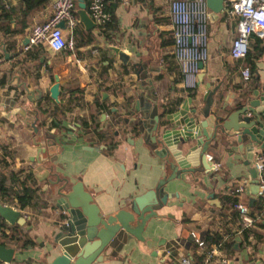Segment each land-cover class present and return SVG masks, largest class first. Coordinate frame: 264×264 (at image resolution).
<instances>
[{"label": "crops", "instance_id": "0c3cea01", "mask_svg": "<svg viewBox=\"0 0 264 264\" xmlns=\"http://www.w3.org/2000/svg\"><path fill=\"white\" fill-rule=\"evenodd\" d=\"M168 3L104 0L108 19L112 18L108 30L101 33L96 25L84 29L78 21L72 30V48L52 51L45 44L26 50L21 44L30 27L50 15V0L29 10L23 0H0V116L4 117L0 118V180L7 193L19 189L22 182L33 189L30 202L21 208L12 197L0 194L1 204L25 215L23 225L12 224L16 231L33 240L19 247L5 239L4 246L13 251L10 261L0 264L44 261L58 213L53 204L55 184L50 183L56 177L66 178L68 184L79 180L103 216L127 209L134 196L153 189L168 173L149 145L147 114L154 107L159 112L187 98L189 106L199 107L204 93L211 91L209 111L218 113L220 108L231 109L252 90H264V30L260 36L249 34L245 57L233 58L229 47L236 17L208 8L207 58L198 69L195 86L185 88L171 53ZM62 33L68 36L64 28ZM110 45L119 47L128 60L122 63ZM132 62L141 67L138 78ZM243 66L249 69L246 80L240 77ZM54 75L57 101L48 95ZM11 99L7 113L4 108H9ZM135 99L145 115L138 131L121 120L135 116L124 114ZM113 115H119V123H112ZM35 141L40 147L53 145L37 153ZM254 151L260 150L253 146L244 157L236 147L205 151V156L219 162L217 170L204 171L197 181L186 173L184 180L165 183L166 204L156 210L157 219L146 221L143 238L127 237L115 255L94 264H178L181 255L194 264H264V206L252 215L254 222L244 226L229 203L235 194L248 207L249 198L255 201L259 195L248 190ZM239 184L244 188L234 193ZM0 224L5 232L12 226L1 218ZM245 227L250 228L242 235ZM191 232L202 240L201 246L188 239ZM214 246L213 255L204 261V251Z\"/></svg>", "mask_w": 264, "mask_h": 264}, {"label": "water", "instance_id": "95a60500", "mask_svg": "<svg viewBox=\"0 0 264 264\" xmlns=\"http://www.w3.org/2000/svg\"><path fill=\"white\" fill-rule=\"evenodd\" d=\"M205 4L212 12L222 9V0H205ZM76 7L75 14L84 29L94 27L95 23L85 10L84 0H76ZM59 26L63 27V23L60 22ZM26 42L27 37H24L21 44ZM108 47L122 63L128 60L129 56L119 47ZM130 66L138 78L141 68L139 63L132 62ZM200 66L201 63H198V67ZM58 93V80L54 75L53 83L48 87V95L57 101ZM39 95L40 93L37 97ZM211 95V91H206L202 96L203 104L199 107L195 103L189 106L190 99L187 98L176 107H162L159 112L154 107L147 114L149 145L153 154L162 160L163 168L168 173L157 180L152 190L134 196L128 202L127 209H118L113 214L103 216L79 180L68 184L66 178L56 177L50 181L55 184L53 204L58 213L52 223L54 229L51 244L40 264H94L115 255L127 237L141 240V231L146 221L150 218L157 219L156 210L166 204L168 193L163 189L164 184L173 178L184 180L186 173L197 181L204 171L210 169L205 151L211 148L219 150L222 147H236L244 157L245 152L254 146L264 152V90H252L250 94L239 97L231 109L220 108L218 113L209 111ZM26 98L30 97L27 95ZM13 102L11 99L9 108H4L5 112L10 110ZM111 110L115 111L114 108ZM12 113L16 114V111ZM124 114L135 115L130 121L127 118L121 120L127 127L138 131L145 117L138 99L128 104ZM117 116L119 115L112 116L113 124L119 123ZM0 118L4 119L3 116ZM33 130L36 127L33 126ZM53 141L58 142L57 139ZM34 143L37 153L45 152L53 145L49 143L40 147L38 141ZM212 160L217 161L213 157ZM249 173L251 179L248 190L251 195H256L258 186L253 166L249 168ZM251 202L252 198H249V205ZM0 218L11 225L21 226L25 221L19 210L1 203ZM188 239L193 240L194 236L189 234ZM12 251L11 247L0 244V261L9 262ZM262 252L264 253V247ZM51 254L52 257L47 260L46 257Z\"/></svg>", "mask_w": 264, "mask_h": 264}, {"label": "built area", "instance_id": "2783aa9c", "mask_svg": "<svg viewBox=\"0 0 264 264\" xmlns=\"http://www.w3.org/2000/svg\"><path fill=\"white\" fill-rule=\"evenodd\" d=\"M50 15L34 23L27 34V42L23 49L45 44L52 51L71 49L72 30L78 22L75 14L76 0H50ZM122 1V0H119ZM87 14L96 26L108 20L104 10V0H84ZM222 10L228 16H235V35L229 47V55L240 59L245 57L248 50V36L251 32L261 35L264 30V0H222ZM207 15L208 9L205 0H169L168 17L171 31V53L177 64L181 82L185 88L195 86L198 63L207 58ZM63 23V27L59 23ZM62 28L68 31L64 36ZM240 77L248 79L249 69L243 66L240 69ZM210 169L216 171L219 162L213 161L211 155H206ZM252 166L256 171L258 194L264 197V154L254 151L252 154ZM244 185H237L233 191L238 193ZM233 207L244 226L254 222V217L248 214L247 206L241 202H235ZM25 218V215L23 216ZM192 236H195L191 232ZM197 246L202 245V240L194 237ZM219 245V244H217ZM216 247H209L204 251V261L209 259ZM178 264H194L190 257L181 255Z\"/></svg>", "mask_w": 264, "mask_h": 264}, {"label": "trees", "instance_id": "16d2710c", "mask_svg": "<svg viewBox=\"0 0 264 264\" xmlns=\"http://www.w3.org/2000/svg\"><path fill=\"white\" fill-rule=\"evenodd\" d=\"M23 1L25 3V10H29L31 7L35 6L36 4L40 3L43 0H23ZM2 16H5V13ZM111 22H112V18L110 17L106 22L97 26L98 30L101 33H104L106 30H108L111 27ZM25 178L29 179V174H27ZM0 192H2L0 194L5 195L6 198L12 197L15 200L18 207L20 208L23 207L24 205H27L33 196V189L23 184V182L20 183L19 189H17L16 191H11L10 193H7L5 190H3V187L1 185V180H0ZM229 200H230L229 201L230 205L233 206V204L238 201V198H236V195L234 194L233 196L230 197ZM6 202H9V201H7L6 199ZM263 206H264V197L261 195H258L255 201H252V203H250V205L247 207L248 214L250 216L256 214V212L261 210ZM249 228L250 227L243 228L242 235H245ZM6 230L7 231L5 232L4 228L2 227V224H0V244L1 245L5 244L4 243L5 239L14 240L19 247L24 246L26 244L33 243V240L27 237L24 233L22 234L21 232L16 231V225H12L11 227L6 228ZM226 245H228V243H226Z\"/></svg>", "mask_w": 264, "mask_h": 264}]
</instances>
